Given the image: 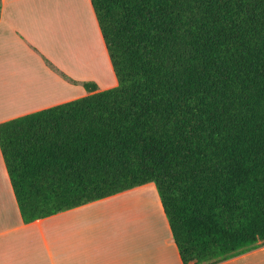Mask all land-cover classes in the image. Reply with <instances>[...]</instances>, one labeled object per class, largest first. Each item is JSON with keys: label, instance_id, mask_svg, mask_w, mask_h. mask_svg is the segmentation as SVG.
<instances>
[{"label": "trees", "instance_id": "1", "mask_svg": "<svg viewBox=\"0 0 264 264\" xmlns=\"http://www.w3.org/2000/svg\"><path fill=\"white\" fill-rule=\"evenodd\" d=\"M117 86L0 123L24 224L153 183L182 264L264 243V0H89Z\"/></svg>", "mask_w": 264, "mask_h": 264}, {"label": "crops", "instance_id": "2", "mask_svg": "<svg viewBox=\"0 0 264 264\" xmlns=\"http://www.w3.org/2000/svg\"><path fill=\"white\" fill-rule=\"evenodd\" d=\"M84 83L117 86L89 0H0V123L84 97ZM136 189L24 224L0 155V264H182L158 197L152 224L122 207ZM260 257L264 245L214 264Z\"/></svg>", "mask_w": 264, "mask_h": 264}, {"label": "rangeland", "instance_id": "3", "mask_svg": "<svg viewBox=\"0 0 264 264\" xmlns=\"http://www.w3.org/2000/svg\"><path fill=\"white\" fill-rule=\"evenodd\" d=\"M69 58L71 60V63L69 62L71 65L73 63V55H69ZM73 66H74V63H73ZM131 195L133 197V201L131 200L132 202L127 204L126 206L127 209H125L126 213L128 211L131 215L133 214L138 220L142 221V223L151 222L150 224H152L153 214H151V210L149 206L144 205V203L150 201L151 204H154V203L159 204L158 198H157L158 194L156 192L154 184L150 183L145 186H142L141 188H137L131 193ZM158 210L160 212L159 206H158ZM143 226L145 225L136 226V230L138 229V232H140V228ZM118 232H120L119 229H118ZM262 245H264V243L259 244V246H262ZM251 264H264V257H260L258 259L256 258L255 260H252Z\"/></svg>", "mask_w": 264, "mask_h": 264}, {"label": "bare ground", "instance_id": "4", "mask_svg": "<svg viewBox=\"0 0 264 264\" xmlns=\"http://www.w3.org/2000/svg\"><path fill=\"white\" fill-rule=\"evenodd\" d=\"M128 202H132V201L130 200V201H128ZM126 206H127V204H123V205H122V207H124V209H127ZM125 211H126V210H125ZM127 213H128V211H127ZM127 215H128V214H127ZM127 227H128V226H127ZM127 227H126V228H127Z\"/></svg>", "mask_w": 264, "mask_h": 264}]
</instances>
